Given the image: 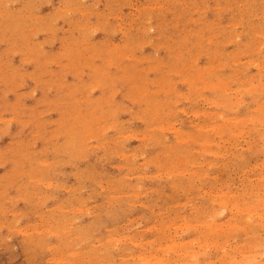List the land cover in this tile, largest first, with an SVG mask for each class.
<instances>
[{"label": "clouds", "instance_id": "1", "mask_svg": "<svg viewBox=\"0 0 264 264\" xmlns=\"http://www.w3.org/2000/svg\"><path fill=\"white\" fill-rule=\"evenodd\" d=\"M0 264H264V0H0Z\"/></svg>", "mask_w": 264, "mask_h": 264}]
</instances>
